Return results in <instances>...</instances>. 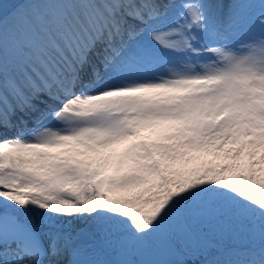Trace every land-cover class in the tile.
I'll use <instances>...</instances> for the list:
<instances>
[{"label":"snow or ice","instance_id":"obj_1","mask_svg":"<svg viewBox=\"0 0 264 264\" xmlns=\"http://www.w3.org/2000/svg\"><path fill=\"white\" fill-rule=\"evenodd\" d=\"M0 264H264V0H0Z\"/></svg>","mask_w":264,"mask_h":264}]
</instances>
